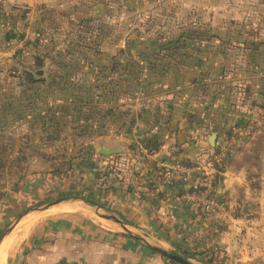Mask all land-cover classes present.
Segmentation results:
<instances>
[{
    "label": "rangeland",
    "instance_id": "obj_1",
    "mask_svg": "<svg viewBox=\"0 0 264 264\" xmlns=\"http://www.w3.org/2000/svg\"><path fill=\"white\" fill-rule=\"evenodd\" d=\"M262 2L264 0H259L258 8L256 2L243 7L242 18L251 20L259 15ZM74 6L79 7L83 4L81 0H67L66 4L64 0H44L37 5H23L18 8L16 5L12 6L13 8L8 6L0 12V21L9 23L0 27V184L5 195L3 209L9 210L12 200L22 199L21 190L18 188L22 182L18 179L26 176L28 170L35 174H43V178L49 181V189L52 193H48L41 203L27 208L26 213L23 212L25 214L8 225H0V239L8 235L4 239L6 240L16 231L7 264H15L17 250L20 247L22 249L21 244L34 229L60 228L64 226L65 221H69V216L71 218L77 216L74 211L57 215L48 213L50 209L64 205L66 202L72 204L88 202L87 206L95 215L94 218L92 217L93 220L103 228L113 227H108L109 225L104 220L98 219L96 215L122 219L117 216V212L102 207L104 202L101 196L98 198L97 194H93L94 191H90L97 188L96 179L106 185L104 182L108 176L117 175L119 178L122 176L121 173L125 174L130 167L127 165L128 161L123 160L130 159L129 155L134 156L131 153V143H128L130 145L124 154L102 156L104 152L119 148L116 145L119 138H112L110 134L113 95L118 88L121 91L120 86L112 80L111 72V65H115L118 59L121 60V65L129 63L136 70L137 66L141 64L144 66L141 60L135 58L137 55L149 59V56L144 54H155L157 65L162 59L170 61L172 66L179 68H182L183 61L185 62L183 67L195 64L203 66L204 63L223 66L225 55L227 66H231L230 79H227V82L238 89L233 98V110L256 95V82L264 83V63L263 66H259L261 62L255 57L256 52H244V41L227 42V38L219 39L227 35V21L220 22L210 29L209 26H203L205 33L215 35L211 41L204 43L203 49L199 52L190 48L186 61L177 57L172 60L164 59L163 57L167 55L165 52H159L160 41L152 40L155 34L152 33V39L145 36L148 29L139 24H136L135 30H130L132 33L129 36L125 35L128 31L125 30L121 35L125 38L122 42H115L112 46V42L106 39L99 52H89L86 41L81 43L82 45L78 44V37L82 34L78 32L79 30H86V34L92 33L95 37L99 23L115 28L114 24L126 23L129 18L109 19V15H104L96 6L85 9L82 14H74L72 11ZM66 12L72 17L64 18L62 14ZM107 13L109 14V10ZM220 19L221 17L216 18L217 21ZM154 21L152 27L158 32H169L164 29L160 20ZM255 30H258L257 33L260 32L258 25L248 26L249 33L255 34ZM129 40H135L131 46L135 57H121L128 52L126 46ZM150 41H158V43L152 44ZM227 43L229 52H227ZM249 43L248 41L247 45L251 47L252 42ZM153 50L156 53H151ZM262 53L264 55V52ZM36 55H47L49 60L44 61L46 62L44 76L41 78L44 83L32 86L28 84L24 72L33 70L34 61L29 59ZM157 55H161V58H157ZM124 59L128 61L124 62ZM247 61L258 67L253 69L252 73L236 70ZM254 74L258 81L254 78ZM140 75L143 76L144 72ZM220 76L223 77V72L213 75L214 78ZM208 77L210 78L211 74ZM23 81L26 83L24 86ZM213 81L217 80H208L195 75L191 76L188 84L207 86L206 82ZM96 84L101 86L97 88ZM231 92L233 90H228V93ZM260 100L259 94L251 104L259 105ZM98 103L105 110L107 109L105 114L100 113ZM250 112L255 114L254 120L249 121L246 128L236 132V135L242 133V136L248 138L240 146L233 143L235 146L230 147L233 157H229L230 161L225 172L228 171L234 176L230 181L227 177V187L223 188L225 195L220 192V185L224 183L225 175L219 183L218 194L223 198L224 208L216 210L219 214L213 218L214 236L206 238L198 230V233L192 235L191 240L187 242L197 250L205 252L203 254L206 256V263L190 258L177 250L175 246L180 244L173 239V234L166 235L167 229L157 231L155 234L151 232L166 250L191 264L211 262L264 264V112L258 113L253 110ZM63 113H66L67 118L62 116ZM88 117L91 120L87 122ZM58 118L60 122L57 121ZM105 134L109 135L105 136ZM195 140L199 141L197 138ZM120 143L121 147L125 148V144ZM199 151H207V147ZM105 158L114 159L112 160L114 163L107 165ZM33 187L37 185L28 184L25 188L30 191ZM61 200L66 202L54 204ZM47 203L49 205L41 208ZM215 208L219 209V207ZM32 213L34 218L30 225L22 227L20 223ZM21 217L20 222L14 227L15 222ZM115 228L112 229L113 232L110 231L114 235L121 234L124 238L129 237V234L137 236L139 240L132 238L140 241L144 246L148 243L149 251L153 252L151 256L143 254L134 259L129 255L127 259H122V264H172L173 261L158 254L155 247L139 233L131 229ZM186 235L187 233H184L182 238ZM208 241H210L209 248L206 246ZM154 254H157V257H154L152 262L150 258Z\"/></svg>",
    "mask_w": 264,
    "mask_h": 264
},
{
    "label": "crops",
    "instance_id": "obj_2",
    "mask_svg": "<svg viewBox=\"0 0 264 264\" xmlns=\"http://www.w3.org/2000/svg\"><path fill=\"white\" fill-rule=\"evenodd\" d=\"M42 1L44 0H0V12L8 6L13 8L12 6L16 5L18 8L23 5H37ZM252 2H256L258 8L259 0H81L83 6H79L80 8L74 6L72 11L74 14H82L85 9L96 6L104 15H109V19L129 18L126 23L114 24L115 28L99 23L95 36L99 35L100 28L104 30L109 28L106 39H109L114 46L115 42L120 43L125 39L121 35L126 29L128 31L125 35L129 36L132 33L130 30L136 29V24L144 25L143 28L149 30L145 32V36L152 39L151 35L154 33L152 40L160 41L159 52H165L167 55L163 57L164 59L172 60L177 57L185 61L189 57L190 48L199 52L203 49L204 43L214 37L215 34L205 33L203 26H209L210 29L220 22L227 21V35L219 39L227 38V42L244 41V52H256L255 57L261 62L259 66H263L264 2L261 4V13L254 19L242 18V8L251 5ZM64 3L66 4L67 0H64ZM62 15L64 18L71 16L68 12ZM217 17L221 19L217 21ZM155 19L160 20L164 29L169 32H158L153 28ZM3 25H9L8 21L1 20L0 27ZM251 25H258L260 32L257 33L258 30H255V34L249 33L248 26ZM206 37L210 39L207 40ZM168 40L173 43L169 44L166 42ZM197 40L202 41L197 43ZM248 41L249 44L252 42L251 47H248ZM133 43L135 40L128 41L127 45H130L129 49L126 48L128 52L121 57H135L131 48ZM174 48L175 50L172 51L171 49ZM227 52H229L228 43ZM151 53L156 52L153 50ZM144 55H148L149 59L144 58L143 55L135 57L144 63V66L142 64L137 66L136 70L129 63L121 65L120 59L115 65H111L112 80H115V84L121 88V91L118 88L113 95L110 121V134L112 138H119L116 144L119 148L104 152L102 156L124 154L130 145L128 143H131V153L134 156L129 155L130 159L123 160L128 161L130 170L125 174L121 173L122 176L119 178L117 175L108 176L104 182L106 185L96 179L98 186L90 191H94L93 194H97L98 198L101 196L104 202L102 207L117 212V216L122 218L119 220L135 225L151 236H153L151 232L155 234L157 231L167 229L166 235L173 234V239L182 244L183 241L191 240L190 237L199 230L202 236L213 238L215 226L213 218L219 213L212 208H208L205 212H197L194 210L197 207L191 208L192 203L186 204L182 200V194L179 193L156 194L155 188L159 182L157 164L165 160L195 162L214 152L211 149L223 144H229L228 146L231 147L235 146L233 143L239 146L245 143L246 137L242 136V133L236 135V132L243 130L249 121L254 120L255 114L250 112L251 110L264 112V83L255 84L256 95L261 96L259 105L251 104L252 100H246L241 107L233 110V98L238 89L227 82L231 71V66H227V56L224 55L223 66L204 63L203 66L195 64L183 67L185 62L181 61L182 68H179L172 66L170 61L162 59L157 65L155 54ZM158 57L161 58V55H157ZM127 61L124 59V62ZM257 67L247 61L236 70L252 73ZM141 72H144L143 76L140 75ZM221 72L223 77H213L214 74ZM195 75L217 81L206 82L207 86L188 84L191 76ZM256 77L254 74V78L258 81ZM228 90L233 92L228 93ZM97 105L100 113L105 114L107 109L105 110L99 103ZM214 134L217 138L212 146L209 139ZM207 137H209L208 141H206ZM196 138L199 141H196ZM120 142L125 144V148L121 147ZM137 144L149 147L152 151L150 158L143 164H139L136 159ZM204 147H207V151H199ZM105 159L107 165L114 163L112 162L114 159ZM233 176L234 174L225 172L224 183L220 185L221 193L224 194L223 188L227 187V177L230 181ZM25 184L23 188L29 194L39 186V183L33 182ZM28 184L37 187L29 191L25 188ZM4 197L0 205H4ZM19 201H23V197ZM87 204L82 202L72 204L76 208L74 213L78 217L69 216V221H65L64 226L60 228L34 229L23 242L25 244H21L22 249L20 247L17 250L15 264H122V259H127L129 255L134 259L143 254L149 256L153 254L149 251L148 243H145L148 247L144 246L138 241L137 236L129 234L131 237L124 238L121 234L111 233L114 231L112 229L118 226L106 221L108 227L113 228L99 226L93 220L95 215ZM184 233L187 235L182 238ZM208 242L206 246L209 248L210 241ZM154 257H157V254L150 258L152 262Z\"/></svg>",
    "mask_w": 264,
    "mask_h": 264
},
{
    "label": "built area",
    "instance_id": "obj_3",
    "mask_svg": "<svg viewBox=\"0 0 264 264\" xmlns=\"http://www.w3.org/2000/svg\"><path fill=\"white\" fill-rule=\"evenodd\" d=\"M137 161L144 163L150 158L149 149L137 144ZM215 154L207 159L200 160L193 164H186L178 161H162L157 164L159 182L155 193L171 194L181 185L187 186V191L182 195L185 203H192L199 206L202 212L208 208L222 210L224 207L223 198L218 194L219 183L225 175L229 157L230 146L214 152ZM219 207V209L215 208Z\"/></svg>",
    "mask_w": 264,
    "mask_h": 264
},
{
    "label": "trees",
    "instance_id": "obj_4",
    "mask_svg": "<svg viewBox=\"0 0 264 264\" xmlns=\"http://www.w3.org/2000/svg\"><path fill=\"white\" fill-rule=\"evenodd\" d=\"M79 31L82 34H80V36L78 37L79 38L78 44L82 45L81 43L86 41L87 45H88L89 52H93V51L99 52L101 47L104 46V44L106 43V38H107L106 36H107V34H109L110 29L107 28L104 30L103 28H100L99 35L95 36V37H94V34H92V33L89 35L86 34L85 33L86 30H79ZM96 32H98V30ZM76 33H78V32H76ZM102 35H103V37H102ZM189 36H192V35H189ZM206 39L209 40L210 37H206ZM201 41L202 40H197L196 42L201 43ZM166 42H169V44L173 43V41H170V40H168ZM150 43L156 44V43H158V41H150ZM129 47H130V45H127L128 49H129ZM171 50L174 51L175 48L171 49ZM31 59L34 61V66L32 67L33 70L25 71L24 76L28 80V84H30L32 86L42 84V83H44V80L41 78L44 76V67H45V63H46L44 61L46 59V61L48 62L49 57H47V55H44V56L36 55V56L30 58L29 60H31ZM25 84L26 83L23 81V86ZM96 85H97V88L99 86H101L100 84H96ZM23 86L21 88H23ZM103 88H104V86H103ZM257 96L258 95H254L250 100L254 101V99ZM62 116L66 117V113H63ZM90 120H91V118H89V117L86 119L87 122ZM57 121L60 122V119L58 118ZM58 122H57V125H59ZM228 145L223 144L222 146H220L216 149H211V150L214 152H218V151L226 148ZM147 148L152 153L151 149L149 147H147ZM211 150H209V151H211ZM214 152H212L209 155H206L205 156L206 158H202V159H199L195 162H190V163H186V164H193V163H196L200 160L207 159ZM232 157H233V152L230 155V158H232ZM30 158H32L31 155H30ZM170 161H175V160H170ZM229 161H230V159H229ZM178 162H181V161H178ZM182 163H185V162H182ZM139 164H143V163H139ZM140 166L142 167L143 165H140ZM48 173L53 174L52 172H48ZM158 179H159V176H158ZM18 180H20L22 182L21 184H19L18 188L21 190V195L23 197V201L12 200L10 205H9L10 206L9 210H4L3 205H0V217H1L0 223H1V225L2 224L8 225L9 223H11L13 220L18 218L19 216H22L23 214H25L26 213L25 211H27V208L32 207V206H36L38 203H41L43 201V199L48 195V193L52 194L51 190L49 189V181L43 178V174H35L34 172H30V170H28V172H26V176L20 177V179H18ZM26 182L39 183V187L35 188L33 190V192L29 194L26 192V190H22V189H24L23 187L26 185L25 184ZM187 189H188L187 186L181 185L178 188H176L173 192L183 195L187 191ZM3 197H4V194L2 193V185L0 184V202L3 200ZM191 206H192L191 208H194L193 206H196L197 209H194V210H196L197 212H200V211L202 212V210H200L199 206H197L195 204H192ZM23 212H25V213H23ZM208 214H210V212ZM175 247L177 248V250H179L182 253L190 256V258L198 259L199 261H203L204 263H206V256H205V254H203L205 252H201L200 250H197L196 248H194V246L187 244L186 241H183L182 244L175 246ZM205 249H202V250H205ZM171 263L174 264V262H171ZM208 264H214V263L211 262Z\"/></svg>",
    "mask_w": 264,
    "mask_h": 264
},
{
    "label": "water",
    "instance_id": "obj_5",
    "mask_svg": "<svg viewBox=\"0 0 264 264\" xmlns=\"http://www.w3.org/2000/svg\"><path fill=\"white\" fill-rule=\"evenodd\" d=\"M215 139H216V135H212L209 139V143L214 146L215 144ZM63 202H66L65 200H61L57 203H54V204H60V203H63ZM45 205H49L48 203L47 204H44L41 206L44 207ZM40 208V207H39ZM38 208V209H39ZM96 217L98 219H101V220H104L106 222H110L122 229H131L132 231L134 232H137L139 233L140 235H142L143 237H145L148 242H150L154 247H155V250L157 251L158 254L162 255L163 257L167 258L168 260H171L177 264H191L189 261L181 258L180 256H178L177 254L173 253V252H170L168 250L165 249V247H163L162 244H160V242L158 243V240H156L153 236H151L150 234L146 233L145 231L141 230L140 228H138L137 226L135 225H132L130 223H127L123 220H119V219H111V218H108V217H105V216H101V215H96ZM22 219V217L15 222V226H17V224L20 222V220ZM8 235H4L1 237L0 239V246L3 242V240L7 237Z\"/></svg>",
    "mask_w": 264,
    "mask_h": 264
},
{
    "label": "bare ground",
    "instance_id": "obj_6",
    "mask_svg": "<svg viewBox=\"0 0 264 264\" xmlns=\"http://www.w3.org/2000/svg\"><path fill=\"white\" fill-rule=\"evenodd\" d=\"M75 209H76L75 206L68 203V204L60 205L59 207L50 210L48 209L49 210L48 213H51V215L67 214L73 212ZM33 214L34 213H32L30 217H27L20 223L22 227L25 228L30 225V223L34 218L32 216ZM15 233L9 236L6 240H4L0 246V264H7L8 262L9 253L15 241Z\"/></svg>",
    "mask_w": 264,
    "mask_h": 264
}]
</instances>
